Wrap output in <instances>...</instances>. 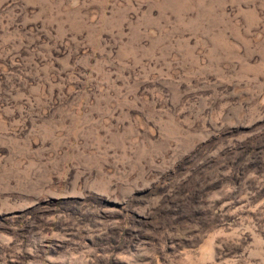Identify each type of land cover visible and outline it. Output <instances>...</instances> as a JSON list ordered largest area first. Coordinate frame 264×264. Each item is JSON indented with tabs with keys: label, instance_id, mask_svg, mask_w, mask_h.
<instances>
[{
	"label": "rangeland",
	"instance_id": "374dc122",
	"mask_svg": "<svg viewBox=\"0 0 264 264\" xmlns=\"http://www.w3.org/2000/svg\"><path fill=\"white\" fill-rule=\"evenodd\" d=\"M0 264H264V0H0Z\"/></svg>",
	"mask_w": 264,
	"mask_h": 264
}]
</instances>
